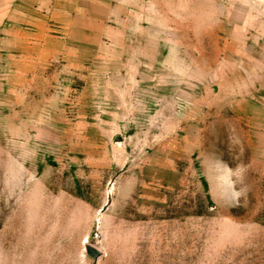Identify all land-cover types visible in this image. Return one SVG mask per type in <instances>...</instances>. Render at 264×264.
<instances>
[{"label":"rangeland","instance_id":"rangeland-1","mask_svg":"<svg viewBox=\"0 0 264 264\" xmlns=\"http://www.w3.org/2000/svg\"><path fill=\"white\" fill-rule=\"evenodd\" d=\"M0 264H264V0H0Z\"/></svg>","mask_w":264,"mask_h":264}]
</instances>
